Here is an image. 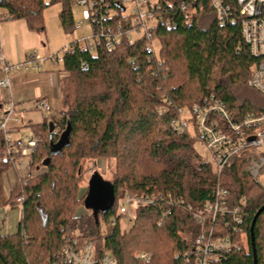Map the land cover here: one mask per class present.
<instances>
[{"label":"trees","instance_id":"16d2710c","mask_svg":"<svg viewBox=\"0 0 264 264\" xmlns=\"http://www.w3.org/2000/svg\"><path fill=\"white\" fill-rule=\"evenodd\" d=\"M93 1V30L100 25L126 29L121 0ZM54 2L60 4L61 27L71 33L77 26L71 0L50 1ZM157 3L173 24L154 29L156 55H147L145 37L130 42L125 36L110 48L97 46L95 54L78 48L63 52L62 110L28 125L38 143L27 157L25 177L16 171L20 152L6 153L7 133L0 130V208L21 211L16 231L0 233V264H51L54 253L72 239L81 245L91 243L97 257L110 253L117 264H182L179 254L199 232L192 211L212 201L217 187L225 188L231 201L246 202L242 230H222L236 244L226 263H254L250 227L264 204V186L251 177L247 166L257 153L240 151L216 174L194 148L200 141L196 131L179 132L172 121L181 109H190L209 95L227 105L234 121L264 112V93L247 84L259 59L242 39L239 23L220 24L208 0ZM46 6L44 0H0L6 18L24 19L37 32L44 31ZM184 6L193 10L189 22ZM14 145L19 148L20 142ZM98 158L114 160V169L103 186L107 204L95 210L90 207L91 198L100 193L95 173L82 194L80 186L85 163ZM38 168L43 171L33 174ZM9 169L15 181L7 191ZM126 193L163 198L135 210L146 229L119 226L121 215L115 211ZM170 199H181L182 205L171 206L170 214L163 215ZM79 205L90 212L77 215ZM184 205L191 206L190 211ZM253 234L257 264H264V211ZM137 251L149 257L140 258Z\"/></svg>","mask_w":264,"mask_h":264},{"label":"built area","instance_id":"2783aa9c","mask_svg":"<svg viewBox=\"0 0 264 264\" xmlns=\"http://www.w3.org/2000/svg\"><path fill=\"white\" fill-rule=\"evenodd\" d=\"M211 7L216 10L217 20L220 24L226 22L239 23L242 39L249 47L252 56L259 59L258 63L251 68V74L247 84L264 93V0H208ZM125 0L120 4L125 10ZM75 4L85 6L82 10L84 20L90 25L95 19L92 11L95 10L93 0H74ZM132 8L129 15L124 14V25L115 28L111 26H99L93 30L88 38L76 39L64 47V52L75 49H87L95 54L97 46L104 45L112 47L117 40L125 36L128 41H133V34L141 33L148 42L147 55H156V42L153 31L157 26L170 27L173 24L172 18L160 13V5L150 3L148 0H131ZM187 8L184 6L183 9ZM185 20L190 21L192 9H185ZM78 25V23H77ZM1 47V46H0ZM61 57L55 55L56 61L61 62ZM39 59L36 52H31L22 63L11 64L7 62L0 48V88L7 92L4 101V109L0 110V130L5 134L8 141L7 154L20 152V158L15 162L25 168V177L29 172L28 155L37 147L38 136L30 129L20 140V147L13 146V141L8 134L14 129L8 127L9 120L18 122L14 116L15 101L11 89V73L20 68L27 69L35 60ZM86 67V64H82ZM35 108L40 111L44 118L49 117L50 105L43 99L35 101ZM175 130L179 132L189 131L198 135L203 146L209 151L210 159H203L204 162L212 165L213 171L220 174L228 160L242 150L252 149L257 155L250 158L248 170L251 177L258 181L259 176L264 174V112L245 116L240 121H234L227 105L215 98L213 95L205 97L201 102L194 104L190 109H181L177 117L172 121ZM26 161V165L23 164ZM213 200L205 203L199 210L192 211L193 218L199 225V232L190 242L189 246L179 254L182 264H227L226 258L236 244L232 238L222 233V230L230 229L233 232H240L245 216L246 202L240 198L233 202L228 191L223 187H217L214 191ZM163 198L154 195H132L126 193L121 201V207L126 211L123 214L126 227L146 228L141 226L136 217L135 210L140 207L153 206ZM169 205L163 215L170 214L171 206L182 205V200L170 199L166 201ZM184 209L190 211L191 206L184 205ZM140 258L147 259L148 254L137 252ZM51 264H117L116 259L110 253H104L97 257L93 245L87 243L79 244L77 239L67 242L59 251L52 256Z\"/></svg>","mask_w":264,"mask_h":264},{"label":"rangeland","instance_id":"374dc122","mask_svg":"<svg viewBox=\"0 0 264 264\" xmlns=\"http://www.w3.org/2000/svg\"><path fill=\"white\" fill-rule=\"evenodd\" d=\"M47 3V6L43 10V22H44V31L37 32L35 30H30L25 22L24 19H8L6 18V13L4 10L0 9V40L1 45H5L4 48H2L3 53L6 52L12 56V60L14 59L13 63L11 64H17L18 62H24L25 59L19 61L18 58H20L24 55L23 47H28L35 45L31 52H37L38 57H42L39 60H47L49 61V67L51 68V65L53 68H62V64L59 61H55V55L58 54V57H61L64 52V47L66 44L76 40V39H82V38H88L92 34V29L90 22L88 20H84L82 16V10L85 9V6H80L79 4H75L74 0H71V11H72V19L73 23L76 26L73 29L71 33H66L63 28L60 25V21L58 18V12L60 10V4L58 2L50 3L51 0H44ZM124 3L125 10L123 11V14L129 15L132 3L131 0H125ZM150 3H156L158 0H148ZM141 37V33L139 34H133L132 38L136 39ZM17 45H21V48H19ZM44 45L45 48L42 46ZM29 53V54H30ZM45 54V55H44ZM50 56L52 58H50ZM54 59V60H53ZM61 103V102H60ZM62 109V104L59 105V107L54 108L53 116H56L60 113V110ZM31 119L33 121H40L41 116L37 112H32L30 114ZM9 126V125H8ZM10 128V127H9ZM25 129V128H23ZM21 129V130H23ZM27 133V132H26ZM193 133V132H190ZM24 135L23 131H19L17 133L8 134V137L11 138L12 141L19 140L21 135ZM194 148L196 152H198L199 156L202 159L209 160L210 155L209 151L203 146L201 141H197L194 144ZM27 160H23V164L26 165ZM20 165H16V169H20ZM114 169V160L107 159V158H98L94 163L87 162L85 163V170H84V176H83V182L80 186V193H84L86 186L89 179L92 177L93 173L96 175V179L99 182V185H96L98 189H102L105 185V182L110 179L111 172ZM43 171V168H38L35 171H33V174H40ZM258 181L261 182V185L264 186V174L259 176ZM6 184V182H5ZM6 186V185H5ZM6 188V187H5ZM91 204L90 207H93L94 209L97 208V206H100L99 203V197H92L91 198ZM7 210H9L7 208ZM90 212V209L87 208L84 205H79L77 207V215H85ZM116 216L121 215L119 218V226L121 228H125L127 225L125 223V219L123 217V214L126 212L121 207V202L119 201L116 207ZM80 213V214H79ZM83 213V214H81ZM114 216L111 217V220H114ZM100 227L105 228L104 221L100 220ZM146 229V228H142ZM4 233V232H3ZM5 234V233H4ZM138 252V251H137ZM136 252V253H137Z\"/></svg>","mask_w":264,"mask_h":264},{"label":"crops","instance_id":"0c3cea01","mask_svg":"<svg viewBox=\"0 0 264 264\" xmlns=\"http://www.w3.org/2000/svg\"><path fill=\"white\" fill-rule=\"evenodd\" d=\"M0 46H1L0 47L1 52L5 60L9 63L10 62L13 63L14 59L12 60V56H10V54L7 52L5 54L3 53L2 48H4L5 45H1V40H0ZM17 46L21 48V45H17ZM42 46L45 48L44 45ZM34 47L36 46L30 45L28 47H23L24 55L21 58L19 56L18 60L19 61L23 59L26 60L30 51ZM36 54L38 55L37 52ZM40 58L42 57H39V59ZM50 58L52 57L50 56ZM39 59L35 60L31 65H29L27 69L20 68L18 71H13L11 73V89H12L11 91H12L13 100L15 101L14 116L18 117L19 119L18 122L13 121L12 119L9 120L8 127H10V129H14L15 130L13 131L14 133L23 131L25 135L27 130H29L28 125L39 123L44 119L40 111L35 108L36 100L43 99L50 105L51 111L49 113V116L50 115L52 116L54 113L53 112L54 108L59 107V105L61 104L60 81L62 76L64 75V72L62 71V68L56 69L53 68L54 66L52 67V65L50 68L48 63L49 61L47 60L42 61ZM6 97H7V92L0 88V110L4 109L3 103ZM32 112L39 113L41 116V120L33 121L31 117H29ZM13 132L11 131L10 134H13ZM24 135L22 134L19 140L13 141V143L20 142V140L23 138ZM16 171L17 174H19L21 177L26 172L25 168L23 167H20V169H16ZM14 181H15L14 171L12 169H9L5 176V182H6L5 187L7 191H9L10 187L13 186ZM8 209L9 210H7V207L0 208V233L2 235L4 233H5L4 235H10L16 231V227L20 218L19 215H21L20 208H16V209L8 208Z\"/></svg>","mask_w":264,"mask_h":264},{"label":"water","instance_id":"95a60500","mask_svg":"<svg viewBox=\"0 0 264 264\" xmlns=\"http://www.w3.org/2000/svg\"><path fill=\"white\" fill-rule=\"evenodd\" d=\"M122 10H123V8H122ZM50 129H52V126L50 125ZM99 203H100V206H97V208L99 209V208H104L105 206H106V204H107V191H105V189L104 188H102V189H100L99 190ZM96 208V209H97ZM95 209V210H96ZM262 211H264V204L256 211V213H255V215H254V217H253V219H252V223H251V227H250V235H251V245H252V250H253V264H257L258 262H257V260H256V254H255V244H254V234H253V228H254V224H255V222L257 221V217L260 215V213L262 212Z\"/></svg>","mask_w":264,"mask_h":264}]
</instances>
